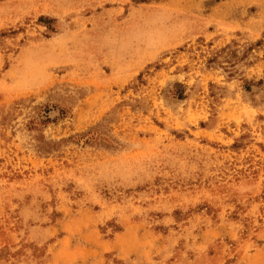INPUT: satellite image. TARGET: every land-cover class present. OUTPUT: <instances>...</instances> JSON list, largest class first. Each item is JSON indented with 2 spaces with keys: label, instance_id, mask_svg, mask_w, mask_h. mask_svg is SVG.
Wrapping results in <instances>:
<instances>
[{
  "label": "rangeland",
  "instance_id": "rangeland-1",
  "mask_svg": "<svg viewBox=\"0 0 264 264\" xmlns=\"http://www.w3.org/2000/svg\"><path fill=\"white\" fill-rule=\"evenodd\" d=\"M0 264H264V0H0Z\"/></svg>",
  "mask_w": 264,
  "mask_h": 264
}]
</instances>
